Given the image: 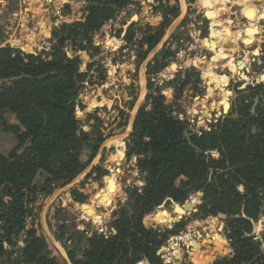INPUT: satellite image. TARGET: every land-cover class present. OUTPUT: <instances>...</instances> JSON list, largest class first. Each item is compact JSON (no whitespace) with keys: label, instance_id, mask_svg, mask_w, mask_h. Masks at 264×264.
Here are the masks:
<instances>
[{"label":"rangeland","instance_id":"1","mask_svg":"<svg viewBox=\"0 0 264 264\" xmlns=\"http://www.w3.org/2000/svg\"><path fill=\"white\" fill-rule=\"evenodd\" d=\"M209 1L130 0L126 6L115 11L103 30L101 28L94 32L92 45L98 50L89 48L86 51L75 50L68 39L61 44L59 37L66 35V31L55 35L63 23H71L79 18L80 12L88 4L85 0H20L16 9L11 1L0 0V48L11 49L12 57L20 55L26 60L27 54L38 55L42 51H52L62 46L69 57L79 58L78 73L83 77L77 78L75 116L78 129L87 136L79 160L82 170L85 167L90 169L71 187L76 188L78 194H85L83 199L73 197L71 188L62 189L67 179L53 184L49 193L36 194L35 200L29 205L31 211L26 215L23 226L11 235L10 243L6 240L3 242L6 251L0 257V264H29L25 262L22 251L32 229L44 241L43 254L53 257L56 264H72V255L83 258L88 248L87 240L93 235L108 238L116 234L112 227L113 221L120 217L123 210H132L137 195L142 193L148 179L147 171L141 169L139 164L141 159L150 156V138L135 135L131 120L137 106L140 109L146 102L149 87L159 89L163 95V110L171 118L183 122L190 138L191 135L209 131L215 121L222 123L227 118H238L239 107H250L255 95L264 94L262 66L250 65L249 70L243 59L244 49L236 55L232 54L242 45L246 51H251V55L257 56L258 49L249 48L259 34L253 38L244 36V41L231 44L229 56L224 57L223 61L210 62L213 52L223 44L221 32L212 36L213 29L216 30L223 20L233 32L242 30L248 24L244 25L246 22L242 19L239 6L230 8L227 4L221 5L218 11ZM166 6L169 9H165ZM182 8H185V12H182ZM181 13H184L183 17L170 30ZM211 15L217 21L212 29L209 28ZM243 16L248 18L244 13ZM233 21L237 24L240 21L239 24L244 26H237L233 30ZM160 25L163 31L159 41L165 32H172L149 59L148 56L159 41L149 51L142 52L139 40L147 28ZM258 26L261 28L262 25ZM129 28L131 36L127 38ZM166 43L173 53L163 57L162 48ZM155 56L163 62L162 66L154 71L149 70L148 63L151 61L153 64ZM239 70L244 71V79L240 77L242 72ZM228 91L232 92L231 95H227ZM139 95L143 97L138 105ZM219 99L224 106L221 112L218 109ZM214 106L216 109H213ZM258 106L264 107V98L260 99ZM146 107L150 108L148 105ZM240 118L245 117L240 115ZM1 119L11 124L17 123L15 115L5 109L0 111V125ZM136 145L141 148L138 154L131 150ZM22 150L21 147L17 152ZM203 153L208 155L207 151ZM209 153L214 158L219 157L218 150H209ZM209 172L207 181L211 179L212 169ZM39 180L40 176H37L36 184ZM185 182L181 184V188L186 190L182 201L166 199L146 215L152 218L160 210H167L163 214H168L170 222L161 224L153 221L154 226L159 227L164 234L156 251L164 264H205L199 257L205 253L214 255L209 264L233 258L236 254L233 248L235 238L230 235L231 221L239 217L250 220L252 229L247 235H251L252 242L262 246L263 192L258 194L260 203L255 217L245 213V204L242 202L234 214H212L202 206L206 204L203 188L196 189ZM238 190L243 193L244 185H239ZM52 196L54 198L51 200ZM191 197L195 201L188 205L187 201ZM174 202L182 206L179 208H182L181 217L176 221L178 217L174 212ZM251 205L255 207L256 204ZM185 234L191 237L184 240L179 238ZM192 238L194 241H191ZM137 264L146 263L140 261Z\"/></svg>","mask_w":264,"mask_h":264},{"label":"trees","instance_id":"2","mask_svg":"<svg viewBox=\"0 0 264 264\" xmlns=\"http://www.w3.org/2000/svg\"><path fill=\"white\" fill-rule=\"evenodd\" d=\"M85 1L88 4L79 18L63 23L55 35L66 31V35L59 37L61 44L68 39L75 50L91 48L97 51L92 45L94 32L103 30L115 11L130 0ZM162 31V25L147 28L139 40L141 51L153 48ZM130 36L129 28L126 37ZM166 45L162 48L163 57L173 53ZM10 51L0 48V79L3 80L0 111H10L17 123L1 119L0 125V257L6 251L3 242L10 243L11 235L23 226L36 194L49 193L53 184L70 181L80 173L83 167L79 155L87 140L86 134L78 129L75 116L77 78L83 77L78 73L79 58L69 57L62 46L38 55L27 54L26 60L20 55L12 57ZM153 60V64L148 63L149 70L161 68L163 62L156 56ZM162 98L158 88L149 87L146 102L133 122L135 135L150 138V156L141 159L139 164L148 173L142 193L137 195L132 210H123L113 221L116 234L108 238L93 235L87 240L88 248L83 258L70 256L72 264H137L140 261L164 264L156 255L164 234L153 221L170 222L168 214H163L167 210H160L152 218L146 215L166 199L182 201L186 190L181 184L185 181L196 189L203 188L206 204L202 206L207 212L234 214L242 202L245 213L255 217L260 203L258 194L264 193V107L257 105L254 114H250L248 106L239 107L238 118H227L213 124L209 131L191 135V141L203 152H208L206 156L198 154L182 140L183 122L165 113ZM240 115L245 118L241 119ZM21 147L23 150L18 153ZM131 150L137 154L141 152L139 145ZM209 150H218L219 157H212ZM210 169L213 173L207 181ZM37 176L40 180L36 184ZM241 184L245 188L243 193L238 190ZM70 192L77 199L85 197L83 193L78 194L76 188H71ZM194 201L193 197L189 198L188 205ZM173 207L177 215L182 206L174 202ZM231 224L230 235L235 238L236 255L215 264H264V248L247 235L252 229L250 220L234 218ZM43 250V239L36 235L35 229L30 230L22 251L25 262L56 264L53 257L43 254ZM199 257L209 264L214 255L205 253Z\"/></svg>","mask_w":264,"mask_h":264},{"label":"bare ground","instance_id":"3","mask_svg":"<svg viewBox=\"0 0 264 264\" xmlns=\"http://www.w3.org/2000/svg\"><path fill=\"white\" fill-rule=\"evenodd\" d=\"M255 1L256 0H210L209 1V4L213 8H215L216 10H218V11L220 10V9H218L219 7L222 8L221 5L226 6V4H227V7L229 6L230 8L235 7V6L236 7L239 6L240 9H241V11H242V14L244 13L245 15H247L248 16V21H249L248 22L249 23L248 26H246L242 30H236L234 32L231 31V30H229L227 24L225 23L226 21H224V20L221 21L217 25L216 30L213 29L212 36L213 35H216L218 32H221V37L223 38V44L218 49H216L213 52L212 56L209 58L210 59V62L211 61L212 62L223 61L224 57L229 56L231 44H235L237 42L239 43L241 41H244V36L246 38H253L257 34L264 33V25H263L264 24V0H262V2L260 3V5H257V6L255 4ZM72 3L74 4V2H72ZM183 11L185 12V8L184 9L182 8V12ZM182 15H184V13H181V17H182ZM179 20H180V17L174 22V24L172 25V27L170 28V30H173V28L176 26V24L179 22ZM216 22L217 21L214 19L213 15H211L210 16L209 28L210 27H211V29L214 28V26L216 25ZM258 24H261L262 25L261 28H259L260 26H258ZM169 32L170 31L166 32V34L169 33ZM207 42H210V40H207ZM250 52H251L250 50H247L244 53V58L242 57L247 62V65H248L249 70L251 69L250 68L251 63L255 59V58H252L251 59ZM175 67H176L175 65L172 66V68H174V69H175ZM239 71L242 72V74H240V77L244 79V77H243V72L244 71H242V70H239ZM248 72L249 71L246 70V73L247 74H249ZM252 72H255V70L254 71L252 70ZM235 74H237V72ZM142 97H143V95H139L138 105H139ZM134 115L132 116V120L134 118ZM132 120H131V122H132ZM82 175L83 174H81L80 177ZM111 183L113 184L114 181H111ZM58 191L59 190H57V192ZM181 214H182V208L179 209V213L176 215V217H178V218H176L175 220L179 219L181 217L180 216ZM189 237H191V236H188V235L185 234V235H181L179 238L182 239V240H184V239H187ZM192 240H193V238L191 239V241ZM175 251L177 253V250H175Z\"/></svg>","mask_w":264,"mask_h":264},{"label":"water","instance_id":"4","mask_svg":"<svg viewBox=\"0 0 264 264\" xmlns=\"http://www.w3.org/2000/svg\"><path fill=\"white\" fill-rule=\"evenodd\" d=\"M16 2V1H15ZM114 8H115V6H113ZM180 20H181V18L183 17V15H182V17H181V14H180ZM178 17V18H179ZM133 20V19H132ZM131 22V21H130ZM172 25V24H171ZM170 25V26H171ZM169 26V27H170ZM176 27V26H175ZM174 27V28H175ZM169 29V28H168ZM167 29V30H168ZM170 32H172V31H170ZM170 32L169 33H167L166 34V32H165V34H164V37H163V39H161L160 41H159V43L156 45V49H154L151 53H150V55L148 56L149 57V59L151 58V57H153L154 55H155V53L162 47V45H163V43H164V40H165V37H168L169 36V34H170ZM253 58V57H252ZM259 63H260V61H258ZM251 67H254V66H252L251 65ZM256 82V81H255ZM262 98H264V94H257L254 98H253V100H252V104H251V107H250V113L251 114H254L255 113V109H256V106H257V104H258V101L260 100V99H262ZM138 109H139V106L137 107V110H136V113H137V111H138ZM136 113H135V115H134V118H133V120H132V122H131V124L133 123V121H134V119H135V116H136ZM182 140H185L186 142H187V144L190 146V147H192L193 149H195L197 152H199V153H203V151L198 147V146H196L192 141H191V138H190V134H189V132H188V130L187 129H184L183 130V132H182ZM90 172V169L89 168H87V167H85L83 170H82V173H79L77 176H75L71 181H69V182H67L63 187H62V189H70L71 187H73V185L74 184H76L77 182H79L81 179H82V177H83V175H86L87 173H89ZM81 174H83L81 177H80V175ZM54 198V196H52L50 199L52 200ZM262 246L264 247V242L262 243Z\"/></svg>","mask_w":264,"mask_h":264},{"label":"crops","instance_id":"5","mask_svg":"<svg viewBox=\"0 0 264 264\" xmlns=\"http://www.w3.org/2000/svg\"><path fill=\"white\" fill-rule=\"evenodd\" d=\"M19 2V4H20V0H18ZM260 0L259 1H256L255 3L257 4V5H260ZM19 4L16 6V5H14V4H12V6H13V8H17L18 6H19ZM242 19L243 20H245V24L244 25H246V24H249L248 22V18H246L245 16H243V14H242ZM234 20H237V19H234ZM240 23V21L238 22V24H237V22L236 21H233V22H231V25L233 26V30H235L236 29V27L237 26H244L243 24H239ZM237 24V25H236ZM236 25V26H235ZM263 35V33H261V34H259L257 37H256V39H255V41L253 42V45H251V47L249 48V49H252V48H255V49H258V52H259V54L257 55V56H255V55H251V53H250V57L252 58H255L254 59V61L251 63V65L252 66H254V64H260V66H262L261 68H262V70H261V72H263L264 71V36H262ZM239 47H240V45H239ZM242 47V48H241ZM241 47L240 48H238V50H236L234 53H232L233 55H236V53H238V51L239 50H243V56H244V53L246 52V49L241 45ZM242 56V57H243ZM258 61H260V63L258 62ZM260 72V73H261Z\"/></svg>","mask_w":264,"mask_h":264},{"label":"flooded vegetation","instance_id":"6","mask_svg":"<svg viewBox=\"0 0 264 264\" xmlns=\"http://www.w3.org/2000/svg\"><path fill=\"white\" fill-rule=\"evenodd\" d=\"M9 1H11V3L14 4V5H16V6L19 4V3H18V2H19L18 0H9ZM15 1H16V2H15ZM227 16H228V15H227ZM219 35H220V34H219ZM228 92H229V93H228L227 95H231L232 92H231V91H228ZM255 96H256V95H255ZM255 96H254V97H255ZM216 100H217V99H216ZM228 100H229V104H231V100H230V99H228ZM252 100H253V99H252ZM217 101H218V100H217ZM217 101H216V104H218ZM259 101H260V100H259ZM259 101H258V104H259ZM251 104H252V103H251ZM258 104H257V105H258ZM230 106H231V105H230ZM250 107H251V106H250ZM213 109H216V106H214ZM218 109H219L220 112L224 109V106H223L222 102L220 101V99H219V108H218ZM249 112H250V109H249ZM250 114H251V113H250ZM215 122H217V121H215ZM215 122H214V123H215ZM214 123H213V124H214Z\"/></svg>","mask_w":264,"mask_h":264}]
</instances>
